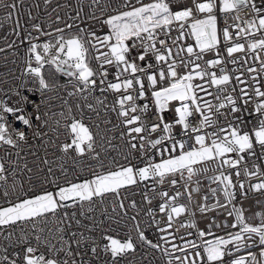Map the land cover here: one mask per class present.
I'll return each mask as SVG.
<instances>
[{
  "label": "snow or ice",
  "instance_id": "obj_1",
  "mask_svg": "<svg viewBox=\"0 0 264 264\" xmlns=\"http://www.w3.org/2000/svg\"><path fill=\"white\" fill-rule=\"evenodd\" d=\"M23 2L24 0H12L11 3H5L0 0V8L9 10L6 16L0 18V24L3 20L13 21L15 18L13 32L17 38L20 37L21 30L26 32L21 40L22 44L29 43L25 74L38 85L29 91L43 94L45 91L52 92L64 87L45 78L43 69L46 64H50L55 67L56 72L74 78V83L69 81L73 87L69 96L80 95L87 102L97 90L101 93H117V98L111 105L106 103V97L98 96L95 104L88 102L86 107L93 112H97L99 106L100 109L116 113L120 124L126 129L120 132L119 138L125 142L127 150L112 143L116 137L106 139L101 136V143L98 145L96 136L83 119L72 116L71 123L63 125L68 130L70 143L59 145L62 156L49 159L47 151L43 157L36 152H29L28 155L35 157L33 166H29L27 157L21 165L20 151L22 144H28L29 137L26 131L13 127L9 115L31 130L32 139L36 140L47 135L44 129L49 127L48 113H41L43 100L37 103L20 90L26 86L27 81L16 88L0 89V149H4V155L0 156V187L4 189V197H9L10 190L16 193L19 187L17 200L7 201V207L0 206V264H93L94 261L120 264L129 253L137 251V245L130 233L129 238L122 242L107 235L109 229L101 232V239L108 243L101 246L97 242L92 233L99 230L104 221L88 215L95 212L96 203H104L111 194L112 212L117 216L121 212L127 216V208L138 213L135 200L125 205L124 199H121V190H131L132 195H135L132 186L139 188L144 184L147 189L144 199L151 204L154 197H149L148 192L155 191V188L144 182L152 180L154 184H163L171 178L169 182L176 186L179 181L175 177L179 176L185 180L187 187V182L193 176L207 173L210 165H215L212 170L218 174L208 179L219 185L225 200L222 204L217 199L212 207L227 208L232 205L227 214L235 220L230 227L238 231L216 236L211 232L212 225L209 224L207 231L198 230L200 243L187 240L182 247L172 244L170 250L149 239L140 228L137 217L133 215L130 219L134 222L137 239L142 242V246L162 252L167 258L166 264H264V214H258L261 222L257 225L247 222L245 210L233 203L237 198L233 172L225 171L234 169L237 178L241 172L248 178L247 191L245 182L238 183L242 197L246 198L249 192L264 194V179L257 183L250 182L252 178L264 177V170L261 169V164H264V35H261L264 34V0H193L192 6H187V0H150L148 3L143 0H136L135 3L132 0H119L114 6L111 0H92L94 5H101L99 11L102 14L108 8L115 12L102 21L109 27V33L103 36H97L95 32L81 35L85 33V29L77 26L78 34L66 38L64 30L58 28L57 32L61 35L56 38L55 43L48 41L43 44L33 42L37 38L27 31L16 15L18 4L22 5ZM46 3L50 4L51 0H46ZM193 8L197 14H201V18L194 17ZM218 8L224 14L227 25L222 30H218V17L215 14ZM230 14L234 23L228 25ZM90 19L99 18L93 12ZM67 27L72 28L73 25L69 24ZM32 28L41 34L51 35L43 33L40 24H33ZM229 28L235 31L237 39L244 38L247 48L245 43H231L226 48L229 59L225 61L219 50L220 35L225 41H233ZM174 31L176 36L172 35ZM258 35L259 39L256 38ZM188 36L193 38L194 45L183 43ZM8 47H13V44ZM101 48H107L108 51H101ZM53 49L56 51L53 52ZM92 49L96 52L94 57L89 55ZM4 51V48H0V52ZM208 53H215L216 58L199 63ZM236 53L245 55L232 59ZM33 58L36 66H33ZM91 59L99 62V70L91 67ZM226 63L240 65L243 70L234 69L236 74L233 75L227 70ZM107 66L116 69L113 73L115 82L108 80ZM180 66L186 69L182 75L177 71ZM210 68L218 69L220 74L209 71ZM166 80L167 85L164 83ZM197 80L200 83H196ZM145 82L150 86L155 115L159 117V123L151 126H147L142 119L143 114L150 110L149 104L140 106L136 103L138 99H146L149 95ZM213 88L215 91L210 90ZM237 89L238 97L231 94ZM206 97H212L216 103ZM8 101L12 103L9 104ZM64 104L67 105V101ZM173 104L176 105L175 119L165 121L164 114L173 112ZM249 105H252L251 110ZM29 106L34 109L35 115L27 111ZM76 107L83 114L81 106L77 104ZM71 111L69 106L68 112ZM237 113L240 115H236ZM52 115L55 116L56 113ZM59 115L65 117L64 112ZM196 116L200 117L199 121L195 120ZM221 117L227 121L226 126H218ZM253 119L255 124H252ZM104 122L111 123L108 120ZM55 124L60 125V120H56ZM246 124L251 125V131L243 130ZM177 125L187 139L178 140L172 134ZM96 127L100 126L97 124ZM158 129L163 134L159 138L150 139L151 134ZM208 129L211 131H207ZM49 131L56 132L57 129L49 128ZM145 132L148 135H144ZM189 140L192 141L191 144L188 143ZM49 143L56 146L50 138L44 140V144ZM146 145L155 150L161 157L160 160L156 161L153 155L148 157L143 167L132 164L133 153L140 152L143 158ZM98 146L105 154L109 148L116 150L127 163L119 164L112 157L109 160L112 167L99 171L105 169L106 165L101 152L97 151ZM8 148L17 150L15 157ZM77 157L96 161L95 167L88 165L80 169L91 172L92 178L81 182L65 179L64 184H60V177L55 176L56 169L66 177L65 165L69 159L76 165L82 163V159ZM249 160L252 161L251 168L248 166ZM18 170H26L29 191L33 187H40L42 191L27 196L23 183L16 179ZM47 185H52L55 191L49 190ZM216 192L217 189H212L213 195ZM159 195L165 198L159 205V211L167 215L169 223L166 228H158V231L165 233L172 227L174 215L180 216L186 208L174 203L182 195L179 191L171 197L167 191ZM190 195L189 193V198ZM117 208L121 212H117ZM207 210V205L200 208L201 212ZM103 212L108 220H114L106 207ZM147 216L152 217L158 226L154 210L149 209ZM84 220L92 221V227L85 224ZM114 222L119 224L120 220ZM187 226L197 227L195 223ZM224 226L229 227L226 222ZM148 227H152V224H148ZM208 236L214 238L207 239ZM160 239L165 244L169 243L167 236L162 235ZM189 249L193 251L189 252ZM176 252L184 255L177 256ZM240 252L246 254L237 255Z\"/></svg>",
  "mask_w": 264,
  "mask_h": 264
},
{
  "label": "built area",
  "instance_id": "obj_2",
  "mask_svg": "<svg viewBox=\"0 0 264 264\" xmlns=\"http://www.w3.org/2000/svg\"><path fill=\"white\" fill-rule=\"evenodd\" d=\"M5 3H11L12 0H4ZM119 0H111L113 6L118 3ZM133 3L136 0H132ZM144 3L150 2V0H143ZM193 0H187V6H192ZM200 2V0H197ZM39 5V7H37ZM138 6V5H137ZM101 5H94L92 0H51V3H46V0H24L22 5L18 4V10L16 11V15L19 16L21 24L30 31L33 37L37 39L34 40V43L43 44L48 41H52L55 43L56 38L61 35V33L57 32V29H63V35L66 37L68 34L78 31L77 26L80 29H85V33L82 35H86L90 32H95L97 36H103L110 32L109 27L102 23L104 19L107 18V15L112 14L114 15L115 12L112 11L111 8H108L105 13H101L99 8ZM56 11H53V9ZM175 10V7H174ZM9 10L5 8H0V18L7 15ZM95 12V15L99 19H90L92 13ZM29 13L31 15H29ZM193 13L195 18H201V14H197L195 9L193 8ZM218 17V30H222L227 25L224 22V14L217 9L215 13ZM59 18V19H57ZM15 19V18H14ZM3 20L2 24H0V48H4V52H0V89H8V88H16L18 85L27 81L26 86L21 88L20 90L24 92V94L29 95L30 99L36 100L37 103H40L41 100L44 101L41 104V113L47 112L48 119H49V127L45 128L44 131L47 133L45 137L42 139H32V132L31 130L27 129L26 126L22 125L21 122L14 120V118L9 115V121L12 122L14 128H19L28 133L29 141L27 145L22 144V150L20 151V163L23 164L24 158L27 157L29 162V166L32 167V161L35 157L28 155L29 152H36L39 156L43 157L45 155V151L48 153V158L53 159L55 157H60L63 154L59 150V145L62 143L69 142L70 143V136L68 134V130L63 126L65 123H71V117L75 116L77 119H83V122L90 128V130L94 133L97 139V144L100 145L101 140L100 137L103 136L106 139H111L112 137H116L115 140H112L113 144H117L121 146V149L126 151L127 146L125 142L119 138V134L121 131H126L123 125L120 124V118L117 117L115 112L107 111L100 109L97 106V112H93L86 107V103L91 102L95 104V98L98 96L106 97V103L111 105L115 99L117 98V93L105 92L101 93L99 90L95 91L92 96L89 97V100L85 102L80 95L76 96H69L68 93L73 91L72 83H74V78H71L72 83L70 80L63 81L58 83L57 85H63V88H58L56 91L48 92L45 91L43 94L40 92H30L29 89H33L38 85L33 82V80L25 74L26 68V60L28 59L27 50L29 48V43H21V40L24 39L26 32L21 30V35L19 38L13 32V28L15 27V22ZM234 21L231 18V14L228 16L227 24L231 25ZM33 24H40L43 33H50L51 35H44L41 32L36 31L32 28ZM71 24L73 25L72 28H68L67 26ZM229 32L232 33L233 41H225L220 35V44L219 50L220 54L224 56L225 61L229 58L226 54V48L231 46V43H245L243 37L237 39L236 33L232 28L228 29ZM173 36H176L177 33L174 31L172 33ZM264 35V34H261ZM257 39L260 38V35L256 37ZM185 45L192 44L194 45V40L191 36H188L183 41ZM9 44H13V47H8ZM245 47L247 48V44L245 43ZM42 51V49H38ZM53 52L56 50L53 49ZM101 51H108L107 48H101ZM175 51V49H174ZM135 50L133 51V55H135ZM90 57H94L96 52L94 49L90 50L89 53ZM245 53H236L232 57L235 59L237 57L244 56ZM215 53H208L204 56L202 61L199 63L203 64L204 61L215 59ZM149 59H152L149 57ZM264 59V56H262ZM94 64V68L99 70V62L96 59H92ZM243 64V61H241ZM50 64H46L48 66ZM33 66L35 65V61L33 58ZM227 70L235 75L236 73L233 71L234 69H240V65H233L231 63H226ZM259 67V64L255 65ZM109 69L108 80L115 82L113 73H115L116 69L112 66H107ZM209 71H216L217 75H219V70L216 68H210ZM178 74L182 75L186 69L183 66H180L178 69ZM247 73H245V77ZM19 78V79H17ZM99 79V78H97ZM196 83H200L199 80L195 81ZM165 85H167L168 81L166 80ZM235 83V81H233ZM146 91L149 92V95L146 99H138L136 103L140 106L147 103L149 104L150 110L143 114L142 119L147 126H151L153 124L159 123V117L155 115L156 109L152 103L151 96H150V86L145 82ZM211 91H215V89H210ZM231 92V89H229ZM11 94V93H10ZM233 96H239V89L236 92L231 93ZM135 95V92H133ZM203 96L204 93H201ZM59 96V98H57ZM51 97V99H49ZM209 100H212L213 103L216 101L212 97H206ZM7 99V97H4ZM15 99V97H13ZM64 101H67V105L64 104ZM9 104L12 101H8ZM79 104L81 109H83V114H81V110L76 107ZM71 107L72 111L68 112V107ZM175 104L171 105L173 108V112L169 113L166 112L164 114L165 121L171 122L175 119L174 108ZM249 110H251L252 105H249ZM27 111L29 113H33L35 115L34 109L29 106ZM60 112L65 113V117H68L66 120L65 117L59 115ZM52 113H56L55 116ZM139 114V112L137 113ZM236 115H240L237 113ZM200 117L196 116L195 120L199 121ZM247 119V117L245 118ZM60 120V125H56L55 121ZM108 120L111 123H105L104 121ZM255 120L253 119L252 124H255ZM100 127L97 128L96 125ZM116 125H120L118 128L115 127ZM227 121L224 118H220L218 126H226ZM49 128L57 129L56 132L49 131ZM111 129V131H110ZM244 131H251V125H244ZM207 131H211L208 129ZM161 130H157L156 132L152 133L149 137L150 139L159 138L162 135ZM172 134L176 137V139H187L181 134V128L177 125L173 130ZM144 135H148L147 132ZM55 142L56 146H53L52 143L44 144V140H49ZM127 139V137H125ZM169 142H166V144ZM189 144L192 143L191 140L188 141ZM7 147V146H5ZM146 154L141 158L140 152L133 153L132 164L143 167L148 160L149 156L155 155V160L159 161L160 156L156 154L155 150L149 149L146 145ZM8 151L12 153V156L15 157L16 149L8 148ZM97 151L101 152L102 158L105 159V169H99V171H105L107 168H111L112 166L109 164V160L112 157H115L119 164H126L127 161L123 160L116 150L109 148L107 154H105L101 148L98 146ZM4 155V149H0V156ZM75 156V153L72 154ZM235 156V154H232ZM82 159V163L80 165L73 164L72 160L69 159L67 164L65 165L67 170V176L64 177L61 174V171L57 168L55 171V176L60 177L59 183L64 184L65 179L71 180L72 182H81L85 179H91L92 174L91 172L85 170L80 171L81 168H86L88 165H92L95 167L96 161L90 159ZM247 159V157H246ZM249 168L252 167V161L249 160L248 163ZM243 167V165L241 166ZM215 165H210V170L207 173L200 174L198 176H193L191 181L187 182V187H185V180L181 179L179 176L175 177L179 183L176 186H173L169 180H166L163 184H154L152 180L144 182L145 184L149 185L150 187H154L155 191H149L148 196L154 197L152 199V203L148 204L144 199V193L147 189L144 187V184H141L139 188L132 186L135 189L136 194L132 195L131 190L125 192V190H121V199H124L125 205L127 206L132 200H135L139 212L137 213L135 210L131 208H127L128 215L124 216L123 213L119 208H117V212H121L120 216H117L116 213L112 212L111 206V194H109V199L105 200L104 203L97 202L95 207L94 213H88V215H93L95 219L102 220L104 223L100 225V229L94 231L92 235L95 237L97 242L101 244V246L105 243H108L107 240L101 239V232L104 229H109L107 231V235L112 236L113 238L119 239L122 242L129 238V233L131 234V238L133 239L134 243L137 245V251L135 253H129V255L120 261V264H166V257L162 252L159 250H152L145 246H142V242L137 239V231L134 227V222L130 219L131 216L135 215L137 220L140 222V228L145 231V235L153 240V242H159L163 247H167L171 250L172 244L183 246L185 241L187 240H195L197 243H200L198 238V230L204 229L205 231L208 230L207 226L209 224L212 225L211 232H213L216 236H225L228 232H235L238 229L231 228L230 226L235 222L233 216H228V211L231 209L232 205H228L227 208H220L216 207L213 208L212 206L216 204L217 199H219L220 203H225L224 197L222 192L219 190V185L213 183L208 177L214 176L218 174L217 171H214ZM261 169L264 170V164H261ZM112 170H115L114 168ZM226 172H233V182L237 184L236 191V200L233 202L236 207H242L245 210V217L247 222L253 225H257L261 222L260 215L264 214V194L260 193H253L249 192L248 196L242 197L240 194V189L238 187L239 182H245V191L248 188V178L244 176L243 172L239 178L234 175V169H225ZM27 173L26 170L24 172H20L18 170L16 179L21 181L24 185V190L27 192V196H32L34 194L39 193L42 191L40 187H33L31 191H29V183L27 182ZM264 177H255L251 179V183H257ZM11 183V178L9 180ZM33 184L35 185L36 182L34 181ZM49 190L55 191V188L52 185L46 186ZM197 187L199 190L197 191ZM212 189H217L215 195L212 193ZM3 187H0V206L7 207L9 204L7 201L15 202L19 196V187L16 193H12L10 190L9 197H4L3 195ZM167 191L169 196H174L177 191H179L182 195H180L176 201L174 202L175 205H183L186 208V211L181 214L180 216H175L172 221V227L167 229V232L160 233L158 228H166L167 224L169 223L167 215L165 213H161L159 211V205L164 202L165 198H162L159 193ZM189 193L190 198H189ZM205 197L207 199L205 200ZM260 203H257V202ZM202 205H207L208 210L205 212H201L200 208ZM108 209V213L114 217V220H120V223L117 224L113 221L107 219V216L104 214L103 209ZM149 209L154 210L155 212V221H158L159 224L157 226L156 223L153 222V218L147 216V211ZM71 211V210H69ZM83 219V218H81ZM85 224H88L89 227H92V221L84 220ZM225 222L229 227H225ZM190 223H195L197 225L196 228L188 227L187 225ZM148 224H152V227H148ZM216 225H220V227H216ZM83 231V229H82ZM171 233L172 235H168ZM192 233V235H189ZM164 235L167 236L169 243L165 244L160 237ZM174 237V238H173ZM183 238V239H182ZM207 239H213V236L206 237ZM2 240V237H0ZM252 251H258V249H251ZM192 249H189V252H192ZM245 252L237 253V255H244ZM175 255L183 256L184 253L176 252ZM231 259V257L229 258ZM93 264H102V262L94 261Z\"/></svg>",
  "mask_w": 264,
  "mask_h": 264
},
{
  "label": "trees",
  "instance_id": "obj_3",
  "mask_svg": "<svg viewBox=\"0 0 264 264\" xmlns=\"http://www.w3.org/2000/svg\"><path fill=\"white\" fill-rule=\"evenodd\" d=\"M76 34H78V31L73 32L71 34H68L66 36V38L69 36H72V35H76ZM81 35H82V33H81ZM91 66L94 68V64L92 62V59H91ZM43 70H44L45 78L47 80H49L50 82H53L55 84H58V83L63 82V81L71 80L70 77H67V76H65L59 72H56L55 67L53 65L45 66Z\"/></svg>",
  "mask_w": 264,
  "mask_h": 264
},
{
  "label": "rangeland",
  "instance_id": "obj_4",
  "mask_svg": "<svg viewBox=\"0 0 264 264\" xmlns=\"http://www.w3.org/2000/svg\"><path fill=\"white\" fill-rule=\"evenodd\" d=\"M70 37V36H69ZM92 67V66H91ZM43 72H44V70H43Z\"/></svg>",
  "mask_w": 264,
  "mask_h": 264
}]
</instances>
